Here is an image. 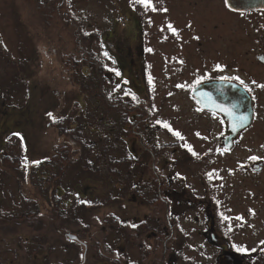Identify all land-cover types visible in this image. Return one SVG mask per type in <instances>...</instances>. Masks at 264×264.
<instances>
[{"label": "rangeland", "instance_id": "374dc122", "mask_svg": "<svg viewBox=\"0 0 264 264\" xmlns=\"http://www.w3.org/2000/svg\"><path fill=\"white\" fill-rule=\"evenodd\" d=\"M222 5V0H151L150 7L137 0H0V264H105L113 256L125 257L128 264H216L219 249L200 234L204 206L216 209V227L231 246L229 252L245 264H264V94L253 127L237 147L217 150L218 121L197 112L183 81L182 63L168 66L171 51L205 58L222 50L219 44L225 39L238 37L239 25L226 22ZM184 24L200 33L198 40L193 32L182 34ZM224 26L229 31H217ZM209 30L219 34V42H205L206 35L214 40ZM137 106L140 111L134 116ZM147 114L148 123L160 125L158 141L178 143L176 161L183 149L204 151L198 140L205 127L210 129L207 145L215 150L205 165L175 166L176 172L188 169L189 184L195 167L207 172L209 185L202 189L195 180L193 186L199 194L214 186L216 201L215 206L208 200L183 212L176 248L174 244L170 249L169 239L166 253L155 249L146 235L154 228L153 207L136 204L132 195L146 188L147 172L134 168L129 157L123 156L125 163L119 167L106 164L103 157L106 137L112 145L118 134L137 150L132 136L136 131L150 135L148 127L137 126L139 121L119 125L117 119H146ZM63 146L68 153L62 154ZM118 150L116 146L111 156L119 158ZM62 156L66 167L60 165ZM53 159L57 165L47 167ZM259 162L261 170L251 168ZM242 167L249 169L244 172ZM64 171L61 198L72 204L62 205L60 217L52 175ZM111 212L125 221L110 224L108 230L105 219ZM144 218L150 228L138 225L139 237L130 245L121 243L119 252L108 246L124 242L130 228ZM158 218L164 231H170L164 216ZM6 241L12 254L3 253ZM125 248V255L120 254Z\"/></svg>", "mask_w": 264, "mask_h": 264}, {"label": "flooded vegetation", "instance_id": "af4514ba", "mask_svg": "<svg viewBox=\"0 0 264 264\" xmlns=\"http://www.w3.org/2000/svg\"><path fill=\"white\" fill-rule=\"evenodd\" d=\"M222 3L221 15L225 17L227 23H233L234 27L235 25H239L240 32H238V34L240 36L238 35L237 38L234 37L233 39H231L232 37L225 39L223 45L219 44L220 47L223 46L222 50L220 49L217 54H209L205 58L200 55H173L171 51L168 55V66L174 64V66L170 68H175V64L182 63L183 81L197 112L214 116L216 121H218L215 126L216 136L213 144L214 147L217 150L223 149L226 151H232L237 147L244 132L253 127L256 120L257 107L259 104H262L261 97L259 96L264 94V87H259V85H264V9L251 8L237 10L229 7L225 0H222ZM183 12L189 13V9L184 7ZM187 21H189V19ZM226 28H228V26L221 27V29L217 31ZM234 30H236V28H234L233 31ZM189 31L193 32L196 40H198V35L200 36V33L194 32V29H189L188 26L184 24L182 34H188L190 33ZM212 31L213 30H209L208 34L213 36L214 40L208 41L206 35L205 42L215 44V42H219L220 38L219 34L216 35ZM239 53L241 54L239 55ZM217 65L220 67L217 68ZM236 77H239V79H236ZM197 81L200 82L197 83ZM241 81H243V83H241ZM174 84H177V82ZM177 88V86H174L175 90ZM201 102H205V104H208L210 107H202ZM138 107L139 106L133 109L134 116L139 114L137 112L140 111ZM224 109H227L228 111H225ZM148 116L149 114H147L146 119L137 120L134 119L135 117L128 119V123L139 121L136 124L139 127H141L142 123L143 125L145 124L148 127L146 132L150 133V135H146L142 133V131H136V134L132 136L135 137L134 141L138 146L137 150L132 151L125 136L118 134L112 139V142L114 143L112 145L109 141L110 137H106L104 141L103 157H105L106 164H116L118 167L125 163L126 158L123 156L129 157L128 159L134 165V168L136 166V168H140V172H147L148 179L145 181V183H147L146 188L138 192L137 187L133 186L138 193L134 194V191H132V195L135 197L136 204L143 206L150 205L153 207L151 208V217L154 228L153 230H148L146 235L148 238H152L156 243V247H154L155 249L159 247V249H162L163 252L166 253L168 249V240L170 239L169 241L173 244L170 248L172 250L175 241H177L176 239L180 238L176 234L179 233V235H181L182 231L177 224L178 219L183 215V212L187 208H193V210L199 209L198 205L202 202L206 203L208 200H211L214 204L216 201L213 196L214 186H211V188L208 186V190L204 191L203 194L197 193L193 186L197 184L195 183V180H198L200 181L202 189L206 188L207 185H209L205 182V179L208 177L207 172L201 168L195 167L196 171L193 172L194 175L189 174L195 184H189L185 176L187 173L184 172L188 169H183V172L180 170L176 172L175 166L183 164L184 162H188V164L194 163L195 165H205V161L212 155V151L215 150H210L213 146L211 145L208 147L207 145L208 141L206 139L210 129L208 130V128L205 127L204 129H206V133H204L201 138H199L200 140H198L203 144L204 151L199 153L189 152L183 149L184 151L182 152L181 157L176 161L174 154L179 153L175 148L178 143L173 142V139V141H158L156 132L158 128H160V125H151L150 121L149 124L147 120ZM240 117H245L246 119L240 120ZM151 126L153 130L152 132ZM122 129L125 130L123 127ZM165 130L169 132L167 128H165ZM261 136L262 138L264 137V135ZM116 146L119 148V158L111 156L116 155L114 153ZM193 153H195V155ZM1 159L2 157L0 156V160ZM107 166V171L114 172L113 168L111 169L109 165ZM251 168L261 170L263 168V162H259L258 164L251 163ZM248 169V167L241 168L244 172H247ZM117 173L119 174V171ZM112 175L115 176L116 173H112ZM209 178L213 180L215 176L211 175ZM53 185L54 190L56 191L54 205L56 206L57 213H59V216L61 217L63 216V212L61 211L64 210L62 205L70 206L72 200L61 198L65 195V189H63L61 183L60 173L55 175ZM120 185L127 189L124 182ZM187 194L192 196V198H187ZM158 206H163L165 208L160 210L157 208ZM215 211L216 209L205 210V206L202 208L204 226L201 223L200 234L208 243L213 244L219 249V253L216 256V264H218L217 262H219V257L222 253L230 255L232 259L236 261V264H245L243 258L229 252L231 246L226 243V238L221 235L216 227ZM6 214L8 217V210ZM0 215L1 217L4 216L2 213ZM160 215H163L166 221L171 224L170 231H164L161 222H159L160 220L158 217H160ZM106 217L105 224H107L106 227L108 230L110 224L111 226L116 223L124 224L125 221H121L122 219L120 216H116L112 212L108 213ZM109 218L112 219L109 220ZM171 219H173V222H170ZM145 222L146 218L137 221L136 226L130 228L131 232L127 234L124 242H122V240H116L114 243H108V246L112 249H117L119 252L122 249L121 243H124L126 246L130 245L132 240H136L139 237V234L137 235V232H135L138 225L145 230L150 228ZM128 223H130L129 220ZM174 247L176 248V244ZM125 251L126 248L120 254L123 255ZM3 253L7 255L12 254V249L9 247L8 241H6L5 252ZM156 258L157 257L155 256V259ZM113 261H118L120 263L124 262L123 264H128L129 262L125 257L117 258L114 256ZM113 261L106 260L105 258V264H113ZM5 263L9 264L8 261H5ZM251 263L252 261L248 264Z\"/></svg>", "mask_w": 264, "mask_h": 264}, {"label": "water", "instance_id": "95a60500", "mask_svg": "<svg viewBox=\"0 0 264 264\" xmlns=\"http://www.w3.org/2000/svg\"><path fill=\"white\" fill-rule=\"evenodd\" d=\"M226 4L237 10L259 8L264 9V0H225ZM202 107L209 108L208 104L201 102ZM219 264H236V261L232 259L230 255H224L219 257Z\"/></svg>", "mask_w": 264, "mask_h": 264}, {"label": "trees", "instance_id": "16d2710c", "mask_svg": "<svg viewBox=\"0 0 264 264\" xmlns=\"http://www.w3.org/2000/svg\"><path fill=\"white\" fill-rule=\"evenodd\" d=\"M38 6H40L39 4H37ZM117 120H119V125H121V124H123V122H125V123H127L128 122V118L126 117V116H121L120 118H118ZM124 123V124H125ZM84 125L82 124V125H80L79 127H78V130H81V129H83L84 127H83ZM54 152H58V148H54ZM61 152H62V154H66V153H68L69 151H68V147H66V146H63L62 147V150H61ZM63 157V159H62V161H60L61 163H60V165L62 166V167H66V163H63V161L65 160V156H62ZM55 165H57V163H55V161H54V159H53V161H52V163H49L48 165H46L47 167L49 166V167H52V166H55ZM54 170V169H53ZM49 171V170H48ZM50 173V172H49ZM65 174V171L64 172H61V175L63 176ZM55 175H56V173L54 172L53 173V175H52V179H54L55 178Z\"/></svg>", "mask_w": 264, "mask_h": 264}, {"label": "snow or ice", "instance_id": "6c2138e0", "mask_svg": "<svg viewBox=\"0 0 264 264\" xmlns=\"http://www.w3.org/2000/svg\"><path fill=\"white\" fill-rule=\"evenodd\" d=\"M137 2L138 3H141V4H144L146 7H150L151 6V0H137ZM153 10H155V8L153 7ZM169 27H171V26H169ZM173 31H175V29H173ZM105 55H107V53H105ZM220 66L219 65H217V68H219ZM236 79H239V77H236ZM200 81H197V83H199ZM241 83H243V81H241ZM253 83H255V82H253ZM259 87H264V85H259ZM209 99H210V97H209ZM225 111H228L227 109H224ZM229 114H231V113H229ZM49 115L51 116L52 114L51 113H49ZM240 120H244V119H246L245 117H240L239 118ZM165 127H169L167 124H165ZM177 135H179V133H176ZM194 155H195V153H193ZM250 159H253V160H255V159H258V157H251ZM227 219V218H226ZM133 227H135V225H133ZM74 239V238H73ZM262 244H264V241H262L261 242ZM240 250H242V251H246L247 249H243V248H241Z\"/></svg>", "mask_w": 264, "mask_h": 264}]
</instances>
